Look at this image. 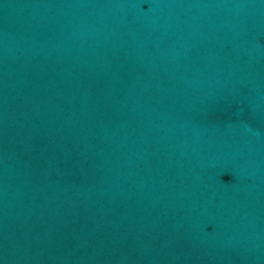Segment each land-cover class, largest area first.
I'll use <instances>...</instances> for the list:
<instances>
[{
	"label": "water",
	"instance_id": "obj_1",
	"mask_svg": "<svg viewBox=\"0 0 264 264\" xmlns=\"http://www.w3.org/2000/svg\"><path fill=\"white\" fill-rule=\"evenodd\" d=\"M0 264H264V0H0Z\"/></svg>",
	"mask_w": 264,
	"mask_h": 264
}]
</instances>
